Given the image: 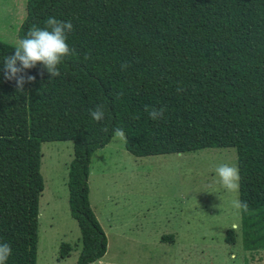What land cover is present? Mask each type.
Instances as JSON below:
<instances>
[{"label": "trees", "instance_id": "1", "mask_svg": "<svg viewBox=\"0 0 264 264\" xmlns=\"http://www.w3.org/2000/svg\"><path fill=\"white\" fill-rule=\"evenodd\" d=\"M49 16L74 26L68 43L77 54L65 58L60 76L50 78L38 63L25 70L35 81L18 92L3 72L17 45L0 41V242L12 247L7 264L37 263L46 141L73 145L66 184L81 235L75 264H91L107 249L88 176L92 154L116 128L136 157L235 148L238 198L264 203V0H26L18 39ZM122 63L129 67L121 70ZM99 103L106 107L101 122L89 114ZM145 105L165 107L164 117L152 120ZM225 241L234 243L231 228ZM70 250L61 243L57 261Z\"/></svg>", "mask_w": 264, "mask_h": 264}, {"label": "rangeland", "instance_id": "2", "mask_svg": "<svg viewBox=\"0 0 264 264\" xmlns=\"http://www.w3.org/2000/svg\"><path fill=\"white\" fill-rule=\"evenodd\" d=\"M25 17L26 0H0V41L17 45ZM124 141L114 134L89 166V201L107 237L102 263L264 264V203L234 209L238 193L225 191L214 172L237 163L235 148L136 157ZM41 154L36 264H74L81 235L68 206L72 142H43ZM230 228L234 243L225 241ZM63 242L72 251L57 261Z\"/></svg>", "mask_w": 264, "mask_h": 264}, {"label": "clouds", "instance_id": "3", "mask_svg": "<svg viewBox=\"0 0 264 264\" xmlns=\"http://www.w3.org/2000/svg\"><path fill=\"white\" fill-rule=\"evenodd\" d=\"M73 28L71 21H62L52 16L46 19L43 27L32 25L26 34L18 40L14 51L4 58L3 72L5 79H14L17 91L23 93L24 84L36 79L35 76L28 75L25 70L36 67L38 63L43 69L47 70L50 78L60 76V65L65 58L77 54L76 49L68 43V36L73 31ZM128 67V63L121 64V70H126ZM40 74L43 75V72ZM181 91H183V88L178 87L177 92ZM122 95V93H117V97ZM144 110L152 120H160L164 117L166 108L163 106L156 108L145 105ZM89 114L93 120L97 122L103 121L106 117L105 104H96L94 108L89 109ZM103 130L107 131L108 129L105 127ZM114 134L121 139H127L122 128L114 129ZM214 172L225 191L239 192L241 176L237 164L221 162L215 166ZM231 204L234 209L248 210L247 202L239 198L232 200ZM11 254V245L7 242H0V264H7Z\"/></svg>", "mask_w": 264, "mask_h": 264}, {"label": "crops", "instance_id": "4", "mask_svg": "<svg viewBox=\"0 0 264 264\" xmlns=\"http://www.w3.org/2000/svg\"><path fill=\"white\" fill-rule=\"evenodd\" d=\"M89 192H90V190H89ZM93 204V203H92ZM91 205V204H90ZM93 209V208H92ZM93 211H95L94 213H96V217H98L99 218V216H98V214H97V212H96V210H93ZM110 216H111V214H110ZM97 218V219H98ZM98 221H100V219H98ZM99 223H101V221L99 222ZM101 225V224H100ZM102 227V226H101ZM104 230V229H103ZM105 234H106V231H105ZM169 238H171V241L173 240V238L172 237H169ZM80 249H81V245H80ZM80 249H79V251H80ZM72 250H70V252H71ZM70 252H69V255L67 256V257H65V258H63V259H61L60 261H63V260H65V259H67V258H69L70 257ZM79 254V253H78ZM78 256V255H77ZM104 256L105 255H103L102 257H100L99 259H97L96 261H94V262H92L91 264H104V263H102L103 262V259H104ZM76 260H77V257L74 259V264L76 263ZM111 264V261H107V262H105V264Z\"/></svg>", "mask_w": 264, "mask_h": 264}]
</instances>
